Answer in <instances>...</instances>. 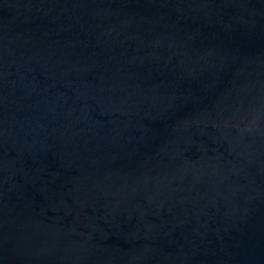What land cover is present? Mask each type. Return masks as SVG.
Masks as SVG:
<instances>
[{
    "label": "water",
    "instance_id": "1",
    "mask_svg": "<svg viewBox=\"0 0 264 264\" xmlns=\"http://www.w3.org/2000/svg\"><path fill=\"white\" fill-rule=\"evenodd\" d=\"M0 264H264V0H0Z\"/></svg>",
    "mask_w": 264,
    "mask_h": 264
}]
</instances>
